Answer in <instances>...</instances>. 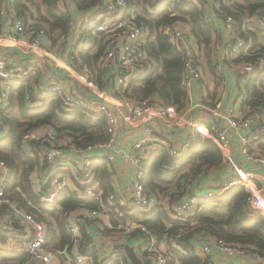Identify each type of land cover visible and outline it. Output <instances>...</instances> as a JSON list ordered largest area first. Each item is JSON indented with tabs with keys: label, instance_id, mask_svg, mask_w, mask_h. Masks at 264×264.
<instances>
[{
	"label": "built area",
	"instance_id": "built-area-1",
	"mask_svg": "<svg viewBox=\"0 0 264 264\" xmlns=\"http://www.w3.org/2000/svg\"><path fill=\"white\" fill-rule=\"evenodd\" d=\"M80 1L83 0H60V8L70 13V6L67 8V2L72 5V3ZM183 1L186 4L198 7H201L203 2V0ZM208 1L207 8H209L208 5H215L216 2L220 3L225 0ZM3 2L4 0H0V4ZM7 6L10 9L7 11L9 14L10 35L15 37L20 45L24 44L30 52H34L35 57L28 68V65H13L8 57H0V114L5 113L4 111L11 106V92L14 84L12 81H26L40 74L43 81L40 89L42 95L46 98L59 95L63 107L68 113L84 112L103 115L106 120L109 141L97 146H87L84 149L72 146L76 155L85 159L82 166L73 170L80 189L76 193L72 192L82 201L92 200L98 202L100 209L91 211L90 216L78 218L74 217L73 213L68 214L67 227L74 241L71 248L66 247L64 250L50 249L48 247L49 238L46 224L39 220L34 212L21 211L15 202L6 197L11 171L4 162H0V208L5 206L10 208L4 217L6 225H10L13 218L23 217L24 220V224L22 223L23 236L20 239L8 240L0 246V251L8 254L26 255L28 264H55L60 257H67L71 262L76 261L78 264L89 261L93 263L92 253L95 252L96 244L82 234V222L89 217L97 219L106 216L108 209L114 208V213L120 219L130 221L122 224L123 228L113 227L114 230H117V240H121L122 244H126L128 238H133L130 235L135 231H140L143 234L141 238L139 237V242L134 241L132 246L141 264H168L171 261L170 246L182 253L200 258L203 264H217L213 251L220 253L224 258L253 257L264 259V257L255 254L251 247L228 243L210 236L206 238L198 236L205 239L206 243L201 247L194 245L191 252H183L184 250L179 242L185 235V231H178L176 234L168 235L166 238L159 240V237L149 231L144 224L132 220L137 210L145 215L153 216L158 213L157 208L162 206L168 209L167 211L172 218L189 222L197 216L200 200L222 197L237 187H244L250 193L248 212L252 215L264 216V174L257 171L258 168L264 170V150L255 148L254 139L250 136V131L255 129L260 140L264 143V109L254 112L251 108L244 106L248 95L247 87L253 80L256 71L250 63L236 62L242 53L248 54L252 43L245 38L233 37L235 22L232 17H224L223 13H218L229 37L227 50L222 61L231 63L232 69L238 78L240 85L238 105L240 107L238 114L234 111L225 112V95H220L214 108L210 111L215 119L214 123L209 119L205 122L194 121L185 113L180 114L173 108H164L150 101L125 105L126 112L120 109L121 106L106 101L96 108V104L92 102L94 95L92 89H95L94 68L80 58V52L88 44L87 31L91 30L93 35H102L105 51L98 61L97 70L107 72L114 67L117 68L118 84L121 88L120 95L125 101L131 100L124 95L126 89L155 66L154 60L148 54V43L152 40L150 29L145 20L136 16V11H130L131 6L128 0H102V5L83 11L79 19H74L71 11L72 19L66 33L60 31L52 34H49V27L43 23L41 13L31 0H7ZM256 19L262 21L260 16H257ZM207 21L210 23L213 20L209 16ZM75 27H77L79 34L76 40L73 41L71 31ZM164 33L169 37L171 43L185 54L184 84L187 92L193 84H198L207 93L210 84L205 78L201 64V49L189 26L179 23L166 28ZM51 36H53L52 45L50 44ZM6 39L13 38L2 37L0 34V47H4L2 41ZM215 39L213 52L217 55L220 51V44ZM64 44L68 45V49L57 52L63 48ZM45 57H50V60L56 64L55 67L58 69L66 67L74 71L78 81L84 83L88 90L85 88L81 93L69 90L67 84L62 83L57 75L46 70ZM262 77H264V73ZM42 105V102L30 104L33 108ZM159 119H164L170 129L180 130L183 127H189L191 130L190 139L187 140L180 133L173 137L164 136V138H159L154 125ZM222 124H224V127H221ZM1 126L4 132L0 135V138H3L8 133L9 127L3 120ZM139 127H142L143 136L134 142L129 150L121 153V158L134 168L132 185L126 191H115L106 196L99 182L96 181L95 165L91 161L90 155L99 154L110 149L121 129ZM40 130H47L49 134L39 138L37 131H32L23 137V142L27 150L30 149L28 144L31 141H41L51 145V148L45 150L42 154V159L50 165L45 174L48 177L47 188H42L41 179L36 172L30 176V179L40 205L54 206L65 192L69 191V183L65 174L67 168L62 163V149L59 145H55V141L58 139L56 133L49 128ZM229 131H231V134H229ZM197 132L220 148L224 163L231 166L232 174H227L219 184L215 183L214 186L205 187L206 189L202 191L200 197L197 195L190 197L189 190L183 195H171L165 199L161 195L151 194L144 183L145 160L153 157L155 151L162 148L167 149L178 162L189 152ZM233 143L238 144V151L244 158L245 166H250L255 170L254 172L248 173L243 165L234 160L231 154ZM28 153L30 155L34 154L31 149ZM105 159L110 164L114 162L115 157L107 156ZM109 166L111 167V165ZM207 174L208 172L201 174L198 178H203ZM99 237L106 241L103 230L99 232ZM99 257L100 263H112L116 259L114 255ZM120 264L134 263L127 258L126 261L121 259Z\"/></svg>",
	"mask_w": 264,
	"mask_h": 264
},
{
	"label": "trees",
	"instance_id": "trees-1",
	"mask_svg": "<svg viewBox=\"0 0 264 264\" xmlns=\"http://www.w3.org/2000/svg\"><path fill=\"white\" fill-rule=\"evenodd\" d=\"M42 15V21L49 27V34L54 32L66 33L71 21L69 12L60 8V0H31ZM131 10L136 11L139 19L146 21L151 33L148 43V54L154 60L153 69L145 73L139 80L131 84L124 95L134 101H150L164 108H173L183 112L188 97L184 84L185 54L179 51L165 35L164 30L174 25L184 23L189 26L194 38L204 54L205 62L211 72L216 75L219 67L213 56L215 36L219 30L216 22H208V10L223 13L224 17H232L235 22L233 37L245 38L252 43L248 54L242 55L237 63H250L255 68L253 80L247 87L245 107L254 112L264 109V0H225L215 5H208L203 0L201 7L186 4L183 0H128ZM102 0H83L77 3L80 11H86ZM3 9V10H2ZM0 19L3 12L8 10L7 0L0 4ZM129 15V14H127ZM262 19L259 21L256 17ZM212 18V17H211ZM4 19V18H3ZM213 20V18H212ZM223 22V21H222ZM89 42L80 52V58L92 68L97 66L104 54L101 34L93 35L87 31ZM96 45L94 51L92 48ZM64 50L68 45L64 44ZM13 60V59H11ZM17 65L18 61H13ZM203 64V59H201ZM29 65L27 66V68ZM11 106L0 114V135L3 134L2 120L9 127L8 133L0 138V162L10 169L6 197L17 204L21 211L34 212L39 220L44 222L48 230L50 249L64 250L73 245V236L67 227L68 214L80 210H99L96 201H82L71 192L66 191L54 206H41L34 191L30 176L36 171H47L50 165L42 159L45 150L50 149L49 143L31 141L28 146L34 153L30 155L25 148L23 137L29 132L49 128L59 140L68 139L70 146L84 149L87 146H97L109 141L106 120L101 114L84 112L68 113L59 95L46 98L40 89L41 75L26 81H12ZM42 102L43 105L33 108L29 104ZM159 101V104L158 102ZM264 150V143L261 144ZM28 147V148H29ZM224 157L220 148L211 140L205 139L200 133L189 152L178 162L167 149L159 148L154 156L145 160L146 189L164 199L187 193L192 182L199 175L211 170L219 172L224 165ZM96 181L99 182L106 196L115 192L112 184V169L106 161L97 162L94 168ZM249 191L237 187L226 195L210 200H200L197 216L189 222L172 218L163 207L157 208V214L145 216L141 222L149 231L156 234L159 240L178 231H185L179 242L183 252H191L194 248L192 240L195 236L212 237L228 243L251 247L255 254L264 257V216L252 215L248 212ZM9 207L0 208V242L5 244L10 239H20L22 227L13 218L6 225L4 217ZM114 212V208H110ZM141 213L136 211V215ZM113 227L126 224V219H120L112 213ZM134 214V217L136 216ZM134 219V218H133ZM171 261L168 264H203L200 258L182 253L169 247ZM94 262L84 264H99L96 252L92 253ZM126 258L124 252H117L115 261L110 264H120ZM28 257L22 254H8L0 251V264H26ZM73 264H78L76 261Z\"/></svg>",
	"mask_w": 264,
	"mask_h": 264
},
{
	"label": "crops",
	"instance_id": "crops-1",
	"mask_svg": "<svg viewBox=\"0 0 264 264\" xmlns=\"http://www.w3.org/2000/svg\"><path fill=\"white\" fill-rule=\"evenodd\" d=\"M78 3V2H77ZM77 3H72V5H69L70 3L67 2V8L69 7L70 13L72 11V17L74 19H79L83 11L78 10ZM3 10V9H2ZM5 10L3 12V17L0 19V27H1V36L2 37H11L13 39H6L2 41L4 47H0V57H8L9 61L11 59V62L18 61L19 65L27 66L29 65L34 57V52H21L19 48L20 43L15 39V37H12L10 35V23H9V14ZM1 12V10H0ZM208 15L213 18V21L216 22V26L219 30L220 36H215V40L220 44V51L219 54L215 55L213 52L214 58H216L217 63L219 64L218 69L216 70V75H214L211 70L209 69L207 63L205 62L204 54L201 51V56L203 59V69L205 78L210 84L209 91L206 93L204 92L198 84H193V86L188 90V97L185 102L183 112L187 114L188 117H190L194 121L198 122H205L208 119L210 121H213L215 123V119L211 115V110L214 108L216 100L218 97L222 94L225 95L224 97V111H234L236 114L239 112V94H240V85L238 78L236 74L234 73L232 69V65L229 61H222L224 54L227 50V44H228V34L225 31L222 23L221 18H219L218 14L214 12V10H208ZM4 18V19H3ZM79 32L77 27H75L71 31L72 37L76 40V37L78 36ZM90 36H88L89 38ZM89 42V40H88ZM91 43V42H90ZM89 43V44H90ZM88 44V45H89ZM18 47V48H17ZM96 48V45L92 48ZM46 66L49 68L50 71L53 72V74L57 75L58 79L62 82L67 84L69 87V90L72 92H83V90L88 88L84 85V83L78 81L74 71H72L70 68H66L65 65H63L65 68L58 69L56 68L55 63L46 64ZM221 66V69H220ZM80 78V77H78ZM118 70L116 67L112 68L111 70L107 72H98L97 79L95 80V89L93 90V97L92 102L96 104V108L103 103L104 101L116 104L121 106L120 109L123 112H126L125 105H133L134 102L137 101H125L122 96L120 95V86L118 84ZM41 84H43L42 78H41ZM91 88V87H90ZM159 104V101H157ZM156 104V103H155ZM182 114L181 112H179ZM155 130L156 134L159 136V138L164 136L167 137H173L175 135H178L180 133L184 138H187V140L190 139L191 130L189 127H183L180 130L177 129H170L166 123L164 122V119H159L156 121ZM221 127H224V124L221 125ZM42 130L37 131L39 133ZM229 134H231V131H229ZM143 136L142 133V127L135 128V129H121L120 133L118 134V137H116L115 141L112 144V147L110 149L105 150L102 153L99 154H92L90 155V159L93 162L94 165H96L97 162L100 161H106L105 157L107 156H114L115 160L113 163H108V165H111L112 169V184L115 188V191H126L128 188L131 187L133 182V174H134V168L129 165L128 162L124 161L121 158V153L124 151H127L130 149L131 145L139 140ZM251 138L254 139V145L255 148L261 149L262 141L260 140L257 132L255 129H252L250 131ZM180 137V135H179ZM63 143H66L65 149L63 151V159L62 163L67 168V171L65 172L68 183H69V191L76 195L75 193L80 189V185L76 182L75 175L73 173V170L76 168H79L82 166L83 160H85L83 157L76 155V153L73 150V147L70 146L69 140L64 139L62 140ZM60 146V145H59ZM61 149L63 147L60 146ZM231 154L234 158V160L243 165L245 167V170L248 173H252L255 170L252 169L250 166H245L244 164V158L241 156L240 152L238 151V144L233 143V146L231 148ZM43 157V156H41ZM225 167L221 169L219 172L211 170L208 172V174L203 178L196 177L194 181L192 182V185L189 189V195L190 197H195L196 195L200 197V194L202 191H204L207 186H214L215 183H217L218 177L224 178L227 174H232V168L231 166L226 163L224 164ZM258 172L264 174V170L261 168L257 169ZM36 174L41 179V186L43 189H46L48 186V177H46V171H36ZM219 184V183H217ZM74 191V192H72ZM162 207V206H159ZM166 211L167 208L163 207ZM89 210H80L72 212L74 217H82V216H90ZM141 212V211H140ZM114 212L108 209L107 215L102 216L101 218L93 219L91 217L87 218L85 221L82 222V234L85 237H88V239H91L96 244V255L98 263L99 264H110L108 262L106 263H100V257L102 255H106V257L114 255V258L117 256V252H124V251H118L116 250V246L119 245H127L132 248L134 245V241L136 243L139 242V237H142V233L140 231H135L132 235L133 238H128V241L126 244H122L121 240H117V230L113 229V222L111 220V217L113 216ZM136 215V213H135ZM145 214L139 213L134 217V221L136 222H143L145 220ZM170 215V214H169ZM16 220L22 227V223L24 224L23 217H17ZM127 222H130L129 220H126ZM141 221V222H140ZM115 228V227H114ZM117 228H123V225H120ZM23 229V227H22ZM103 230L106 241H103L99 237V232ZM22 233V232H21ZM193 246L201 247L206 243V240L202 237L195 236L192 240ZM4 245L0 242V246ZM133 249V248H132ZM134 251V250H133ZM125 253V252H124ZM126 254V253H125ZM213 256L215 257L217 264H264V259H256L253 257H233V258H224L220 255V253L213 251ZM138 258V256L136 255ZM126 258L130 259L129 256L126 254ZM139 259V258H138ZM140 261V260H139ZM28 264V263H27ZM55 264H73L70 259L67 257H60Z\"/></svg>",
	"mask_w": 264,
	"mask_h": 264
},
{
	"label": "rangeland",
	"instance_id": "rangeland-1",
	"mask_svg": "<svg viewBox=\"0 0 264 264\" xmlns=\"http://www.w3.org/2000/svg\"><path fill=\"white\" fill-rule=\"evenodd\" d=\"M75 39H73V41H74ZM52 41H53V36H51V38H50V44L52 45L53 43H52ZM21 47L20 48H18V49H20V51L21 52H28L29 54H31L30 53V50H28L25 46H24V44H21L20 45ZM54 49L56 50V48L54 47ZM62 50H64V48H61V49H59L57 52H61ZM65 51V50H64ZM45 59H46V62H45V64H51V63H54L52 60H50V57L48 58V57H45ZM94 69V72H95V80H96V78H97V76H98V70H97V67L96 66H94L93 67ZM46 70L47 71H50L49 70V68L48 67H46ZM52 72V71H51ZM208 82V81H207ZM209 83V82H208ZM187 128V127H186ZM49 134V132H47V130H42V131H40L39 133H38V137L39 138H42V137H44V136H46V135H48ZM55 145H60L61 147H63V149L62 150H64L65 149V146L67 145L66 143H63L62 142V140H59V139H57L56 141H55Z\"/></svg>",
	"mask_w": 264,
	"mask_h": 264
},
{
	"label": "water",
	"instance_id": "water-1",
	"mask_svg": "<svg viewBox=\"0 0 264 264\" xmlns=\"http://www.w3.org/2000/svg\"><path fill=\"white\" fill-rule=\"evenodd\" d=\"M217 183L221 182V177H218ZM116 250L118 251H124L130 258L131 262L134 264H141V262L139 261V259L136 257L135 252L133 251V249L127 245H119L116 246Z\"/></svg>",
	"mask_w": 264,
	"mask_h": 264
}]
</instances>
